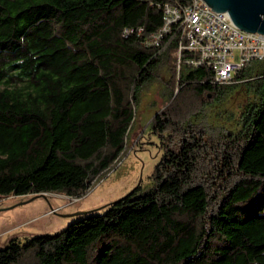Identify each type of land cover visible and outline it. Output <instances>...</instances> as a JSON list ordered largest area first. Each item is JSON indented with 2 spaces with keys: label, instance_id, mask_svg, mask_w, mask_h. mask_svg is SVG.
<instances>
[{
  "label": "trees",
  "instance_id": "1",
  "mask_svg": "<svg viewBox=\"0 0 264 264\" xmlns=\"http://www.w3.org/2000/svg\"><path fill=\"white\" fill-rule=\"evenodd\" d=\"M189 1L0 0V196H82L121 159L163 63L172 88L148 124L162 151L150 184L12 238L0 264H264V59L220 84L179 58V22L147 44L165 6Z\"/></svg>",
  "mask_w": 264,
  "mask_h": 264
},
{
  "label": "rangeland",
  "instance_id": "2",
  "mask_svg": "<svg viewBox=\"0 0 264 264\" xmlns=\"http://www.w3.org/2000/svg\"><path fill=\"white\" fill-rule=\"evenodd\" d=\"M170 78L169 65L163 63L156 78L141 90L135 121L121 159L108 173L99 177L86 193L76 197L78 200L61 193L0 196V249L5 248L14 237L27 239L59 233L81 216L92 212L102 213L106 204L125 196L138 184H150L162 151L159 137L152 133L148 124L155 113L170 101L172 88L167 87ZM241 99L240 96L235 98L229 110H236ZM199 101L196 100L197 105H200ZM213 110L216 111V108ZM225 114H222L219 122H227ZM53 209L56 211L53 212Z\"/></svg>",
  "mask_w": 264,
  "mask_h": 264
},
{
  "label": "built area",
  "instance_id": "3",
  "mask_svg": "<svg viewBox=\"0 0 264 264\" xmlns=\"http://www.w3.org/2000/svg\"><path fill=\"white\" fill-rule=\"evenodd\" d=\"M211 8L204 0H190L183 7L167 4L164 25L146 43L158 45L173 24L179 22L182 28L179 58L183 51H190L187 64L206 65L213 71L216 83H230L248 63L264 59V34L243 30L228 11L217 13Z\"/></svg>",
  "mask_w": 264,
  "mask_h": 264
},
{
  "label": "water",
  "instance_id": "4",
  "mask_svg": "<svg viewBox=\"0 0 264 264\" xmlns=\"http://www.w3.org/2000/svg\"><path fill=\"white\" fill-rule=\"evenodd\" d=\"M215 12L228 11L243 30L264 34V0H204ZM45 193L36 194V196Z\"/></svg>",
  "mask_w": 264,
  "mask_h": 264
}]
</instances>
